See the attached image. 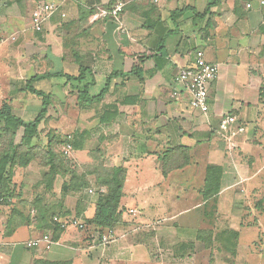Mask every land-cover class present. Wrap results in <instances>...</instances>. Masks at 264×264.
I'll return each instance as SVG.
<instances>
[{
    "label": "crops",
    "instance_id": "crops-1",
    "mask_svg": "<svg viewBox=\"0 0 264 264\" xmlns=\"http://www.w3.org/2000/svg\"><path fill=\"white\" fill-rule=\"evenodd\" d=\"M46 1L53 0H0V38L7 39L0 47L1 105L11 103L31 122L42 100L21 91L28 80L85 71L81 82L59 77L61 83L50 78L33 84L52 96L35 141L72 135L80 167L96 172L101 165L93 155L99 154L104 166L125 169L121 219L113 228L117 241L104 249L88 251L87 232L76 229L62 232L50 251L28 248L31 240L52 236L49 216L88 222L96 215L99 190L107 194L85 174L89 185L69 192V174L49 183V168L32 163L24 168L31 199L50 210L48 219H34L4 237L0 264L264 263V7L248 11L249 0H221L199 17L210 0H123L117 21L98 16L117 0H67L38 33L32 13ZM197 49L219 67L207 114L190 107L188 94L172 96L179 88L174 77L194 66ZM109 78L101 100L82 102L85 88L94 99ZM232 112L246 127L233 144L219 131L222 116ZM251 230L260 236L245 244L243 233Z\"/></svg>",
    "mask_w": 264,
    "mask_h": 264
},
{
    "label": "trees",
    "instance_id": "trees-1",
    "mask_svg": "<svg viewBox=\"0 0 264 264\" xmlns=\"http://www.w3.org/2000/svg\"><path fill=\"white\" fill-rule=\"evenodd\" d=\"M240 1H242V0H237V2H240ZM220 2H221V0H210V3L208 5L206 11L202 14H197V15L199 17H205V16L211 14L212 8L218 6L220 4ZM246 3H245V9H246ZM114 4H115V1H113L110 4L111 6L107 10H111L113 8ZM84 74H85V71H82V73L79 76L74 77V76H70V75H64L62 73H47L44 75H37V76L31 78L30 80H28L24 84V87H23V89H21V91H24L27 94L31 93V94L39 97L42 100V109L33 121L26 122L23 120V118H21L20 116L15 114L14 108H13L11 103L4 102L0 106V137L4 136L6 133L10 134L11 132H14V134H15L19 128H22L23 129V135L21 137V142L24 145L26 144V146H28L32 149V147L35 145L34 141L39 137V133H40L39 127L42 124V122L44 121V119L46 118L48 108L52 103V101H51L52 96L49 94H46L42 90H38L37 88L34 87L33 84L37 81H40V80L50 79V78H58V77H66V79H68V81L70 80V81L81 82L84 78ZM110 80H111V78L108 79L107 85L105 86V88L103 89L101 94L94 99L89 97L88 87L85 88V91H84L85 97L82 98V102L92 103L96 100H101L108 92ZM260 90L262 92L261 96L264 97V86H262ZM72 138H73V136H72ZM66 140H67V136L62 137V136H55V135L51 134L49 137V141L46 145L47 149H45V151L47 153L46 155L48 156V158L51 161H47L48 163H46V164L44 163V165L41 162L40 163L43 166L49 168V172L45 174V176L48 177V179L50 178L49 183H51L52 177H55L59 174H62V175L63 174H69L71 176V183H70L71 185L69 186V192L77 194L89 185V183L87 182L88 180L84 176V174L86 172H84V173L78 172L77 173L74 170L72 171V170H68V169L67 170L61 169V167H59L57 165H60L61 163H63V161L68 156H65L64 153L61 152V157L63 159V161H62L61 158L55 154V152L51 151L53 148V143L54 144L57 143L58 145H63L66 143ZM75 141H76L75 138H73L71 140L73 150H77L79 148V146L76 145ZM35 146L40 147L39 144H37ZM35 146L33 147V150H38ZM11 149H10L11 151L8 150V152L5 155H3L2 160L0 161V188H1V186L4 185V190L6 191L5 193H3L4 195L0 191V204H9V202L11 203L15 197L14 192L18 188L16 186V184H12V181H11L12 177L15 175L16 168L19 167V166H17V164H15L16 158L18 155V150L16 148H11ZM46 155H44L42 158H44ZM33 159H31L30 161H27L23 165V167H27L28 165H30L31 161L32 162L34 161ZM110 168H111L110 173L112 176L111 182H113L117 185L115 192H111V193L108 192L105 195H103V194L100 195V199L97 203V211H96L95 217L92 220L88 221L89 223L87 221L85 222L87 225V228H88L87 229L88 233H90L94 230L95 231L99 230V231L103 232V231L108 230V229H113L115 224L121 219V213H119L117 211V207H118L119 200L121 197L120 190H121L123 182L125 180L126 172H125V169H123V168H116V167H110ZM96 174H98V173L97 172L93 173V175H96ZM99 175H97L95 177L101 179V178H103L104 173H101ZM96 178H95V180H96L97 184L99 185V182L97 181ZM19 196L20 195H16L17 198ZM34 202H35L34 208L36 209V211L38 213L37 216L34 218H31L30 216H28L27 219H25V218H23L24 217L23 215L19 214L16 211L15 213L19 217H17L15 214L14 217L12 218V220L18 221V223L16 224L15 228H13V230L10 232V234H8V236L12 235L15 232V230L18 229L19 227L31 224L34 219H36V220L37 219H41V220L48 219L46 214H48L50 212V210L49 209L47 210L46 208L45 209L42 208V206H44V205H43L41 200H36ZM39 205L41 208H39ZM60 216H61V214H59V213H56L53 216H49V221H50V224L52 225L51 228L53 229L55 227L54 231L52 233V238L54 241H57L60 237V234L65 231L64 229L61 228L60 224H58L57 222L54 221L55 217L61 218ZM50 217H52V218H50ZM23 220H27V222H23ZM91 224H93L95 227L91 226Z\"/></svg>",
    "mask_w": 264,
    "mask_h": 264
},
{
    "label": "built area",
    "instance_id": "built-area-1",
    "mask_svg": "<svg viewBox=\"0 0 264 264\" xmlns=\"http://www.w3.org/2000/svg\"><path fill=\"white\" fill-rule=\"evenodd\" d=\"M67 0H53L46 1L33 11L32 13V28L40 33L43 31L44 22L46 19L51 18L60 8H62ZM154 3L161 2L162 0H150ZM264 7V0H250L246 3V9L252 10L254 6ZM126 3L123 0H117L111 10L102 9L98 16L100 18L113 17L119 21L122 16ZM62 18H66V14L62 13ZM12 41L15 37L11 38ZM7 39L0 38V47L6 43ZM219 75V67L217 64L207 61L205 53L202 49H197L194 52V66L183 72L178 73L174 77V82L179 86L177 90L173 92V97H178L181 93H186L189 96L190 107L202 114H207L210 111L209 103V91L213 83L216 81ZM219 131L224 139L228 143L234 142V140L246 133V127L239 122L238 117L235 114H227L220 119ZM72 136H67L65 146L63 147V153L65 156H70L72 147ZM102 194L103 189L99 190ZM90 194L94 193V190H89ZM132 215H136L135 210H130ZM54 221L61 225L64 230L76 229L79 232H87V225L76 218H67L65 221L55 217ZM88 251H94L96 249H104L117 241L115 232L113 229L105 231L94 230L88 233ZM56 245V241L52 236L45 234L37 239H33L27 243L28 248H39L44 246L46 251H50Z\"/></svg>",
    "mask_w": 264,
    "mask_h": 264
},
{
    "label": "rangeland",
    "instance_id": "rangeland-1",
    "mask_svg": "<svg viewBox=\"0 0 264 264\" xmlns=\"http://www.w3.org/2000/svg\"><path fill=\"white\" fill-rule=\"evenodd\" d=\"M0 51H3V48H1ZM0 54H1V52H0ZM13 60L14 59L12 57L9 61L13 62ZM53 81L55 83H56V81H57V83H61L59 81V77L54 78ZM54 89L56 91L57 90L60 91V88L58 86H55ZM30 95L32 97H34V98H32V100H34L35 98L39 99V97H37L31 93H30ZM2 102L3 101L1 100L0 105ZM227 114H230V113H227ZM231 114H235V113L232 112ZM22 133H23V129L19 128L15 134H14V132H11L10 134L6 133L4 136L0 137V161L2 160L3 155H5L8 152V150H10L11 148H16L18 150V155H17L15 164H17V166L21 167V168H19V167L16 168L15 171H17V172H15V175L11 179L12 184H14V181H17L16 186H18V190L16 189V191L14 192L15 193L14 199L12 200L11 203L9 202V204H0V242L3 240L4 237H7L8 234H10V232L13 230V228H15L16 224L18 223V221L12 220V218L16 214L15 213L16 211L19 214L23 215L24 216L23 218H25V219H27L28 216H30L31 218H34L38 214L36 209L34 208L35 202L32 201L33 199H31V184L28 182V181H31L28 178L30 173H27L28 176H26V170L27 169H24L25 167H23V165L27 161H30L33 158H34L33 159L34 161L33 162L31 161V164L28 167H30L32 165V163L39 164V162H41L44 165V163L45 164L48 163L47 161H51L48 158V156L46 155L47 153L45 151V149H47V146H46L47 141L43 142V138H45L46 136L45 137L42 136L39 138V140L34 142L35 145L39 144L40 147L35 146L33 144L38 149V150H33L34 146L31 149L30 147L26 146V144L24 145L21 142V137L23 135ZM70 136H72V135H70ZM64 146H65L64 144L58 145L57 143H55V144L53 143V148L51 150V151L55 152V154L57 156H59L62 161H63V159L61 157V152H63ZM74 152H75V150L72 151L71 155L69 157H67L63 161V163H61L60 165H57V164L56 165L61 167V169H63V170H67V169L72 170V171L74 170L77 173L78 172H80V173L86 172L85 176L86 175H89V176L93 175L94 172L90 173V171H94L93 169H88V168L84 169V168L79 166V164L77 163L78 158L74 156ZM44 155H46V156L44 158H42ZM93 159L98 160L100 165H101V166H99V168L96 169V172L98 174L93 175V176H97L101 173H104L103 178H101V179L96 178L97 181L99 182V185L106 190V193L115 192L117 185L115 183L111 182L112 181V176L110 173L111 168H110V166L109 167L104 166L105 158L103 157V155L95 154V155H93ZM36 164H34V165H36ZM16 173H17V175H16ZM20 180H22L23 184H20ZM20 185H22V188H19ZM0 191L2 194L6 192L4 190V185L1 186ZM16 195H20V196L17 198ZM16 216L19 217L17 214H16ZM23 222H27V220H23ZM258 236H260V233L258 232V230L245 231L243 233L242 242H244L245 244L251 245L253 243V241H255V239L258 238ZM261 237H264V236L261 235ZM252 250L258 254H262V252H263V251H260V248L259 249L258 248H252ZM214 255L217 256L218 261L224 260V257H223L221 252H218V253L216 252ZM243 256H245V255L243 254ZM219 264H222V263H219ZM262 264H264V263H262Z\"/></svg>",
    "mask_w": 264,
    "mask_h": 264
}]
</instances>
